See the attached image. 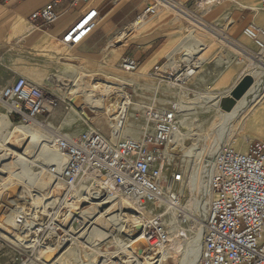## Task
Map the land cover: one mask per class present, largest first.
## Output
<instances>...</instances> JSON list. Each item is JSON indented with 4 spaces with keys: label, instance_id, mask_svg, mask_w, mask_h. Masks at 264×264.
I'll return each mask as SVG.
<instances>
[{
    "label": "built area",
    "instance_id": "obj_1",
    "mask_svg": "<svg viewBox=\"0 0 264 264\" xmlns=\"http://www.w3.org/2000/svg\"><path fill=\"white\" fill-rule=\"evenodd\" d=\"M68 1L52 0L29 18L41 21L36 28L48 26L59 16L57 5ZM78 1L88 0L72 3ZM201 1L214 4L218 0ZM161 6L159 0H150L137 18L154 16ZM259 10L264 11V0H260ZM98 16L97 8H88L65 29L60 43L69 47L81 44L96 28ZM243 34L264 53L263 27L249 23ZM180 64L171 68L174 74L182 79L195 75L194 63ZM162 65L152 67L154 76L163 77ZM119 68L133 72L139 62L133 56H124ZM104 98H108L103 109L106 132L89 127L77 134H62L39 121L59 106L57 98L48 95L41 85L18 76L0 89V104L9 116L17 117L19 124L43 127L42 133L49 135L45 144L55 155L44 164L43 171L51 179L48 188L43 192L32 190L26 196L25 208L19 209L15 221L21 226L18 234L23 243L17 246L19 257L14 264H51L52 260L44 259L45 250L58 256L69 248L77 250L86 264H94L96 257V264L105 260L121 264L116 258L123 252L118 243L146 263L156 261L158 258L152 260L151 255L170 243L168 221L165 213L159 212L165 205L158 201H167L170 206L175 201L178 206L172 186L185 180L181 170H172L169 178L166 174L173 155L170 145L180 130L179 106L177 102L167 108L148 106L141 121L136 118L130 122L132 102L127 91L122 88ZM64 107L72 108L70 101ZM132 126L141 127L137 137L130 135ZM211 188L199 264H264V143L249 140L244 151L223 145L215 155ZM166 192L170 193L166 196ZM126 203L139 208L136 223L123 218L128 212ZM91 207L97 208L95 215L83 216L82 210ZM111 216L116 224L111 223ZM97 219L105 220L98 238L92 234ZM137 241L142 242L136 244L140 255L132 246Z\"/></svg>",
    "mask_w": 264,
    "mask_h": 264
},
{
    "label": "rangeland",
    "instance_id": "obj_2",
    "mask_svg": "<svg viewBox=\"0 0 264 264\" xmlns=\"http://www.w3.org/2000/svg\"><path fill=\"white\" fill-rule=\"evenodd\" d=\"M178 1L175 0L176 3H179ZM225 1L226 0H218L214 4L205 1L206 3H203L205 5L195 4L189 1L186 3L180 2V6L174 3H168L167 8L163 5L159 8L157 16L174 14L178 22L176 37H174L172 43H169L167 54L174 51H176L175 54L180 52L178 56L181 55L186 59L184 61L185 64L188 62L195 63L198 58H196L195 55L193 58L188 53L189 50H192L191 47L193 46L191 44L192 41L189 40V35H195L206 44V47L201 53L204 61L196 66L195 75L190 79H182L178 73H173L174 70H170L168 73L162 72L163 77L154 76L152 72L149 71L150 68L144 69L142 73H140V67L133 72L121 70L118 60L123 54L122 49L130 41L134 40L139 30L132 32L126 41L118 43L113 41L111 47L107 48L100 55L95 56L87 55L78 45L69 47L57 41H53L43 48L16 52V64L22 63L23 61L28 63L29 67H31L28 68L29 79L39 85L41 84L48 95L57 98L59 101V107L54 109L49 115L39 118V121L42 122L44 126L61 132L62 134H77L89 127L106 132L108 129L107 120L100 104L98 109L90 108L89 104H81L78 107L73 106L75 111L72 109L67 110L64 106L65 101H68L67 99L69 97H71V99L77 97L78 99V96H81L82 93H85L88 89L98 91L97 94L100 95H97V98L102 99L101 95L103 96V94L101 91L104 89V85L112 86L113 84H111V82H113L114 79L119 80L117 83L132 78L137 80L133 79L135 81L133 86L125 84L123 87L124 91H127V93L131 95L132 109L128 117L130 122H135L136 118H139L141 121L144 110L148 106L167 108L172 102L186 105L184 113L179 117L180 129L183 133L181 132V136L178 140L174 139V142L170 146L173 155L169 158V170L166 171L168 178L171 171L174 169L181 170L185 175L183 183L172 186V192L174 193L175 200L178 202V208L176 211L172 209L166 211L164 206L159 208L160 213H165L171 236L170 243L167 244L168 248L165 246V252L168 254L166 262L163 264H182V262L185 264H192V262L195 261V252H197V239H202L201 241L203 243V234L206 227L205 222L209 213L208 207L206 208V218L204 220L201 219L199 214L203 212L202 203L205 198L208 202L207 206H209L211 198V170L209 172L210 176L206 178L202 166L204 157L202 154L203 151L193 150V152H191L190 149L195 144L198 147H203L206 142L205 139H209L212 136V130L216 127L219 128V125L224 123L226 117L231 115L234 116L224 144L227 143L236 150L244 151L249 140L258 138L264 142V103L261 104L264 100L259 102V104H255V102L251 103L243 112L238 111V107L241 108L249 101V97H252V91H254L253 85L255 84L253 81H255V76L261 69L254 65L253 68L242 50L233 46L234 44L229 43L231 40L232 42L235 41L233 40L234 37L229 34V26L231 24L226 20H209V23H205V26H201L195 21L198 17H205L203 13L207 9L215 7ZM227 3L230 5L234 4V7H238L236 3L230 0H228ZM259 5L260 4L257 3L255 6L258 7ZM200 8H202V10H200ZM251 12H253V14L257 12L264 14V11L260 10ZM152 19L153 17L148 18L149 21ZM256 24L263 27L260 23ZM122 30L123 29H120L119 31ZM221 31L225 33L227 37L226 40L218 35L223 34ZM117 34L118 33L114 36ZM114 36L112 40L115 38ZM235 39L242 41L252 53H257L264 59V53L262 54L255 46L254 42L244 35L243 32ZM182 44L184 47L181 46ZM166 61L167 56L166 60L159 64H164ZM181 64L183 65L184 63ZM16 66L14 67L16 68ZM20 73L22 76H25L23 72ZM108 81H110V83ZM79 82H83L88 89H76L78 88L76 84ZM263 86L264 83L261 87ZM243 87L245 89H243ZM260 89H257L255 94L258 95ZM262 89H264V87ZM261 94L263 95V93L259 95ZM190 100L192 102H190ZM81 106L82 111L76 113V111L81 110ZM4 113H7L6 109L0 104V114ZM8 119L13 126H21V124L18 123L19 119L17 117L8 115ZM140 129V126H132L130 135L132 137H137ZM32 130L41 135L43 134L42 130H44V128L39 126L38 128H32ZM32 138L33 137L30 136L25 137L23 141L21 140V142L14 146L15 148L12 146V150L15 151ZM21 150L23 149L21 148L20 151ZM32 150L33 153H30L31 155L29 154L30 160H35L36 157L39 156L45 157L49 149L47 147H42L39 151L34 147ZM32 150L30 152H32ZM2 154L3 153H0V156ZM213 159L211 164H213ZM9 162L12 161H6L4 164ZM43 169L44 166L39 162L24 168L20 174L21 183L36 192L43 191V189H41L42 187H39V184L45 179L48 180L47 174ZM207 180L209 181L207 182ZM14 192V189H12L7 197L9 199H15L18 193L14 194ZM22 200L21 202H25L24 199ZM162 204L169 206L167 201H164ZM6 206H9L10 209ZM6 206H2L0 209V222H5L8 215H10L13 210L10 205ZM172 213L174 214L173 219H171ZM176 219L179 221L177 222ZM8 226L12 227L13 225L10 224ZM10 230L12 231L14 229L10 228ZM18 231L19 230L16 229L13 232L20 238ZM20 232L21 231H19V233ZM12 238L15 239L16 237H10L9 233L0 229V264H14L17 262L16 258L19 257V255L16 249L21 242H15ZM112 250L113 248H110V251ZM73 251L75 250L72 249V252ZM72 254L73 255H65L66 263L68 262L67 264H73L76 262L75 260L79 259L76 252ZM96 260L97 257L94 261ZM76 264L79 263L76 262Z\"/></svg>",
    "mask_w": 264,
    "mask_h": 264
},
{
    "label": "crops",
    "instance_id": "obj_3",
    "mask_svg": "<svg viewBox=\"0 0 264 264\" xmlns=\"http://www.w3.org/2000/svg\"><path fill=\"white\" fill-rule=\"evenodd\" d=\"M50 1L52 0H0V89L13 82L18 76H22L20 72L25 75L22 77L32 81L28 77V68H31L29 64L23 61L16 64L17 51L43 48L53 41L60 43L59 39L65 29L88 8H97L99 16L94 31L78 45L87 55H100L112 46L111 41L115 43L126 41L132 32L139 30L134 40L123 47L119 62L124 56H133L138 60L139 70L142 73L146 68H150V71L155 64L164 61L166 56L168 58L167 48L176 37L178 22L174 14L161 16L156 14L148 17H153L151 21L146 18L136 23L139 13L150 0H88L86 3L81 1L72 3L73 0H69L57 5L56 11L59 15L57 20L48 26L36 28L41 25V21L32 22L29 18L30 14ZM189 1L195 4L205 2L201 0H179L178 2ZM227 1L205 12L203 10L204 20L207 22L226 20L231 24L229 34L234 37L233 39L240 36L249 23H260L264 27V14L251 12L258 11L255 5L260 4V0H230L238 7L228 4ZM120 29L123 30L119 31ZM116 33L118 34L115 37H119L116 38L117 41L112 40Z\"/></svg>",
    "mask_w": 264,
    "mask_h": 264
},
{
    "label": "bare ground",
    "instance_id": "obj_4",
    "mask_svg": "<svg viewBox=\"0 0 264 264\" xmlns=\"http://www.w3.org/2000/svg\"><path fill=\"white\" fill-rule=\"evenodd\" d=\"M159 1H160V4L163 5L166 8L168 7L167 6L168 3H172V4L174 3V4L180 6V3H176L175 0H159ZM141 20H143V19L137 18L136 23L137 22H140ZM195 21H197L199 23V25H201V26H205V23H207V21H205L202 17H198V19H196ZM221 33H223V34H218V35L221 36L222 39L226 40L227 37H226L225 33L224 32H221ZM121 34H123V33H121ZM189 37H190L189 40L192 41L191 44L193 46L191 47L192 50L191 51L189 50L188 53H189V55H191V57L194 58V55H195V57L198 58V60L194 63V65L197 66L198 64H201L204 61V58H203V56H202L201 53L204 50V48L206 47V44L204 43V41L202 39H199L198 37H196L193 34H190ZM116 38H119V37H115L114 39H116ZM117 40L118 39H116V41ZM233 40L236 43L235 42H232V40L231 41L228 40V41H229V43L234 44L233 46H235L236 48H239L240 50H242L243 54L246 55V58L249 60V62L252 64V66L254 65V66H257V67H259L261 69L260 72L255 76V78H256L255 81H253V82H255V84L253 85L254 86V91H252L253 92L252 97H249L248 96L249 99L248 98L247 99L249 101L246 102L245 104L243 103L244 105L241 108L238 107V111L243 112V111H245L247 109V107L251 103H254L255 102V104H259V102H262L264 100V97H263L264 96V89H262L264 86L261 87L262 84L264 83V59L262 58L261 55H259L257 53H252V51H250L247 48V46L244 43H242L241 41H238L236 39H233ZM111 42H113V41H111ZM181 46L184 47L183 44ZM175 52L176 51L171 52V53L168 54V58H167L168 61L165 64L162 65L161 70H160L161 73L162 72L168 73L171 70L172 67L178 66L177 65L178 63H184V61L186 59L184 57H182L181 55L178 56L180 52L178 54H175ZM180 65H182V64H180ZM254 66H253V68H254ZM183 76L186 78L185 73H183ZM57 77H59V76H57ZM115 80L116 79H114V81L111 82V84H113L112 86H110V85L109 86L108 85H104V89L101 91V93L103 94V96L101 95L102 99L97 98V95H100V94H97L98 91H96L94 89H91L90 90V89L86 88V85L83 84V82H79L78 84H76L78 86V88H76V89L85 88V89H88V90H86L85 93H82L81 96H78L79 97L78 99H77V97H74L72 99H71V97H69L67 99L68 101H71L72 100V105H71L72 108H70V109L74 110L73 109V106L74 107H78L81 104L82 105L89 104V107L90 108H92V109H98L99 108V104H100V107L105 110V107H106V103H107L108 98H103L104 96L109 97L112 94H114L116 91L122 90V88L125 86V84L126 85L128 84L130 86H133L134 83H135V81L133 79H126L124 81H120L119 83H117L119 80H116V81ZM108 82L110 83V81H108ZM243 89H245V88L243 87ZM257 89L258 90L260 89V91L258 92V95L255 94V92L257 91ZM236 92H238V91H236ZM252 92H251V94H252ZM260 93H263V95L262 94H261L262 96L259 95ZM246 95H244V96H246ZM110 98H112V97H110ZM110 98H109V100H111ZM105 99H107V100L105 101ZM190 102H192V101L190 100ZM242 102H244V101H242ZM76 103H77V105H76ZM229 103H230V101H229ZM229 103L227 102L228 105H229ZM261 104H263V103H261ZM178 106H180V111L178 113V118H179V117L182 116V113H184V110L186 108V105L178 104ZM131 109H132V107H131ZM104 110H103V112H104ZM81 111H82V106H81V110L76 111V113L77 112H81ZM6 112L7 113L0 114V138H1V142H0V153H3L0 156V178H1V180H0V209L2 208V206L10 205L13 210L10 213L11 216L8 215L7 220L5 222H0V229L1 230H4V232H6V233H9L10 234V237L11 236H14V238L16 237L15 239L12 238L15 242L16 241H19V242L23 243L22 238H19L17 236V234L14 233L13 231L16 230V229L21 230V226H19V224L15 220H16V218L18 216L19 209L22 210V209L25 208V205H24L25 202H21V200L24 199L26 201V197L25 196H26V194L30 193L32 191V189L28 188L23 183H21V181H20L21 171H23L24 168H26V167L32 166V164H34L36 162H39L42 166H44V164H47L49 161L53 160V158L55 157V155L48 148V146H46V144H45V141L48 140L49 135H46L44 133L41 134V135H39L37 132H34L32 130V128H38L39 126H37V125H35V126H33V125H25V124H21V126H13V124H11L10 120L8 119V115L9 114H8V110L7 109H6ZM234 112H235V110H234ZM238 113H237V115H238ZM233 116L234 115H231V116L226 117L224 123L222 125H219V128H217V127L214 128L212 130L213 131L212 132V136L209 139L208 138L207 139L204 138L206 140V142L204 143L203 147H198L195 144L190 149L191 152H193V150H198V151H201V152L203 151L202 154H203L204 157H203V160H202V162H203L202 166H203V169H204L206 178L210 176L209 172L211 170V178H210L211 198H212L211 179H212V173L214 171V165H215V156L214 155H216V152L223 145L226 144V143L224 144V142H225V139L228 136V133L230 131V127H231V124H232ZM181 132L183 133V131L180 129L179 132H178V134H176L175 140H178V138L181 136ZM209 133H211V132H209ZM28 136L33 137V138L30 139L28 142L24 143L25 145H21L15 151L12 150V148L17 143L21 142V140L23 141L24 138L25 137H28ZM34 147L37 148L39 151L42 149V147H47L49 150L47 151V154H46L45 157L39 156V157H36V159L34 158L35 160H33V159L30 160L29 159V157L31 155L30 153H33L32 148H34ZM21 148L23 150L20 151ZM31 150H32V152H30ZM40 154H41V152H40ZM43 154H45V153H43ZM213 157H214V159H213ZM212 159H213V164H211L212 163L211 162ZM6 161H12V162H9L7 164H4V162H6ZM46 176L48 177V180L45 179V180L41 181L40 184H39V187H42L41 189H43V191L48 188L49 183L51 181L50 177L48 175H46ZM208 181L209 180H207V182ZM12 189H14V191H15L14 194L15 193H18L17 194V197L15 199H9L7 197ZM39 191H40V189H39ZM43 191H40V192H43ZM168 193H170V192H166L164 195L167 196ZM211 198H210V202H211ZM210 202H209V205H210ZM158 203L159 204L163 203L162 202V199L160 201H158ZM170 203L173 206H170V205L168 206V205H165L164 204L165 205V208H166V211L171 210V209L173 211H176V209L178 208V206L176 205L177 203L175 201H172ZM202 205H203V208H202L203 209L202 210L203 212L200 213L199 215H200L201 219L204 220L206 218L205 213H206V208L207 207H208V211H209V206H207L208 205V202H207V199L206 198L203 200ZM6 207H8V209H10L9 206H6ZM125 208H126V211H128V212H125L124 213L123 218L127 222H130V223L134 222V223H136L138 221V217H137L136 213L139 211V208L137 206H135V205H132L131 203H126L125 204ZM96 212H97V208L96 207H91V208H86V209L82 210L81 213H82L83 216H87V217L90 216L91 217V216H94ZM111 212H113V211H111ZM173 215L174 214L172 213L171 219H173V217H174ZM112 216L110 218V221H111L112 224H116L115 222H112V220H113L112 219L113 218ZM207 219H208V216L206 218V222H207ZM176 221L178 222L179 220L176 219ZM10 224H12L13 226L12 227H9L8 225H10ZM94 224L95 225H94V228L92 230V234L94 236H96V238H98V235H101V231H102L101 229L102 228H105V220L97 219V220L94 221ZM10 228L11 229H14V230L11 231ZM201 240L199 238V240L197 239V242H196V247H197L196 251L197 252H195L196 255H195L194 260L197 261V259H198V261L195 262L193 260L194 262H192V264H196V263L199 264V257H200V252H201L200 250H201V247H202V241ZM136 244L137 245H141L142 242H140V241H137L136 243L134 242V244L132 243V246L136 248ZM118 245L121 246L122 251H123L120 255H117L116 256V258H119L121 260V262H122L121 264H163L164 262H166V259H167V254L168 253L165 252V248H162V249L158 250L157 252L155 251L154 252V255H151L152 260L155 257L158 258V259H156V261H153V262H150L149 261V262H146L145 263V261H142V260L139 259L140 256L132 255L131 254V250L129 248H123L122 247L123 245L121 243H118ZM166 247H167V245H166ZM136 250L138 251V254L140 255L141 254V252H140L141 250L138 249V248H136ZM74 252L77 253V250H75V251L72 252V249L69 248L65 252H63V253L59 254L58 256H56V252L49 251V250H45L43 252V255H44V259L46 261L47 260H49V261L52 260L53 261V263H51V264H67L68 262L66 263V256L65 255H68V254L69 255H73L72 253H74ZM77 257H79V259L75 260L77 263H79V264H86V263H84L85 262L84 261L85 260L84 258H81L78 255H77ZM146 260H148V259H146ZM96 262H99V261H97V260L94 261V264H96ZM101 263L102 264H108L106 262V260L104 262H101ZM113 264H116V263L113 262ZM182 264H185V263L182 262Z\"/></svg>",
    "mask_w": 264,
    "mask_h": 264
},
{
    "label": "water",
    "instance_id": "obj_5",
    "mask_svg": "<svg viewBox=\"0 0 264 264\" xmlns=\"http://www.w3.org/2000/svg\"><path fill=\"white\" fill-rule=\"evenodd\" d=\"M70 104L72 105V100L70 101Z\"/></svg>",
    "mask_w": 264,
    "mask_h": 264
}]
</instances>
